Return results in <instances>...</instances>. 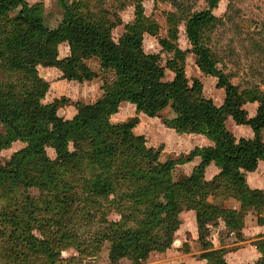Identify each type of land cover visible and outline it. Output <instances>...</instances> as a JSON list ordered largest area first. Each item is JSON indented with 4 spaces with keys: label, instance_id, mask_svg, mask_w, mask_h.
<instances>
[{
    "label": "trees",
    "instance_id": "obj_1",
    "mask_svg": "<svg viewBox=\"0 0 264 264\" xmlns=\"http://www.w3.org/2000/svg\"><path fill=\"white\" fill-rule=\"evenodd\" d=\"M56 1L63 10L62 18L50 28L44 22L42 2L0 0V151L15 141L23 143L5 162L0 161V200L8 201L0 202V264L63 263L61 244L69 243L64 224L68 228L72 222L71 208L78 211L71 200L77 194L94 202L98 196L116 197L114 207L122 223L112 224L108 236L112 263L129 257L138 264L151 250L166 249L181 222L180 212L188 209L195 211L202 247L211 220L221 219L241 240L244 215L208 198L229 196L241 208L264 207V192L250 188L245 180V172L253 170L258 160L264 161V91L256 84L240 90L217 67L218 59L208 41L221 21L213 13L219 0H202L207 6L200 10H192L188 0H161L175 7L166 12V36L158 40L172 51L165 65L157 53L143 50V34L157 35L159 30L158 23L144 14L143 0H135L134 19L124 24L117 41L111 35L114 23L109 11L101 4ZM182 22L190 44L186 49L176 42ZM62 42L68 44L69 54L59 57ZM187 52L195 54L202 73L216 77V86L225 92L222 104L202 95L199 79L188 83L184 69ZM90 58L98 60L100 72L112 73L110 81L101 84L102 93L94 102L77 101L76 112L69 118L58 114L61 100L42 102L49 83L39 75L37 63L46 61L63 78L83 82L98 76L86 63ZM165 68L173 73L172 79H164ZM125 101L150 117L159 116L169 106L173 115L163 119L167 127L178 133L203 134L213 144L162 161L161 147L147 146L143 135L133 133L136 118L110 121ZM247 102H257L253 116L243 107ZM227 116L236 124L248 125L253 136L236 139L225 126ZM195 156L200 160L194 170L174 179L175 167ZM83 161L94 167L86 179L79 170ZM210 162L219 171L207 180L204 171ZM66 172L81 182L76 185L66 178ZM20 187L35 188L39 195H29L18 205L12 202L11 193ZM63 215L68 216L65 222ZM42 219L51 223L50 228L57 224L60 229L49 231ZM255 245L262 255L254 264H264V241L257 240ZM225 252V248L210 249L200 256L207 264H227Z\"/></svg>",
    "mask_w": 264,
    "mask_h": 264
},
{
    "label": "rangeland",
    "instance_id": "obj_2",
    "mask_svg": "<svg viewBox=\"0 0 264 264\" xmlns=\"http://www.w3.org/2000/svg\"><path fill=\"white\" fill-rule=\"evenodd\" d=\"M26 1L29 4L35 2L43 3L44 22L50 28L56 27L60 22L63 10L56 0ZM188 1L193 4L192 10H200L207 6L202 0ZM89 2L91 5L95 3L101 4L103 8L109 11V17L114 23L111 28V35L115 41L124 32V24L134 19L135 0H89ZM142 4L144 14L155 20L159 25L157 35L143 34V50L147 53H157L159 62L165 65L166 60L171 57L172 51L168 46H161L158 40L166 36L168 27L166 12L175 10V7L170 1L161 0H143ZM213 13L221 18V21L209 33L208 41V45L212 48L218 59L217 67L221 68L223 72L228 73L231 82L239 85L240 90L250 88L253 84H256L264 91V0H219L217 6L213 8ZM117 17L120 22L117 20ZM176 42L181 49L190 47L184 32L183 22L178 26V38ZM58 52L59 57L68 55V44L65 42L60 43L58 45ZM195 59L196 56L194 53H186L184 69L188 83L192 84L194 78L199 79L202 85V95L211 98L216 105L222 104L225 96L224 89L216 86L215 76L207 75L199 70ZM86 63L98 73V76L83 82L63 78L61 71L46 61L37 63L36 66L39 75L49 83V88L42 102L47 103L55 99L61 100V106L57 111L59 115L66 118L73 116L76 112L74 104L77 101L83 103L94 102L102 93L101 84L105 80L110 81L112 73L100 72L99 63L96 58L87 59ZM172 77L173 73L168 68H165L164 79H172ZM243 107L247 110L248 116H253L256 113L257 102H247ZM172 115L171 108L167 106L161 110L159 116L150 117L142 111H137L134 104L125 101L119 106L117 112L110 116V121L116 123L136 118V123L132 128L133 133L143 135L147 146L155 148L161 147L159 159L164 161L167 159H177L181 154L189 152L194 146L196 147L199 144L197 141L200 139L198 138L199 135L196 136L197 133H178L167 127L163 123V119L165 117H171ZM225 126L234 134L236 139L241 136L245 137L248 133H251L250 130H246L248 125H244L246 127L244 128L241 124H236L230 116H227ZM261 133L264 138V128ZM205 139L208 138L205 136ZM209 141L212 140L209 139ZM22 146L23 143L15 141L10 147L2 149L0 151V161L5 162L14 151ZM48 151L50 156L53 157V151L50 149ZM179 165L173 171L174 179H179L189 169V166ZM79 170L83 173L82 178L86 179L93 173L94 167L88 165L86 161H83L80 162ZM64 175L67 176V179L74 181L76 185H78L76 181L81 182L82 180L79 177L72 178L69 172H66ZM118 183L120 184V182ZM16 190L11 195L13 196L12 202H18V205L23 204V202L25 203L29 195H39L38 190L35 188L24 189V187H20ZM223 191L225 190L223 189ZM213 196V203H226L224 207L230 208V205L227 204L232 203L230 199L232 197L222 196V199L220 196ZM115 199L116 197L113 195L107 197L98 196L94 202L91 201L92 198L90 197H81L78 194L71 196L74 204L75 202L77 203L75 205L78 207V211L75 208H71L74 214L72 222H70L71 224L68 228L64 224V228L69 235L66 241H69V243L66 244L63 242L61 244L64 245L61 250V256L64 261L61 264H134L133 260L129 257H122L116 263H112L109 258L112 241H110L108 236L112 235V224L122 223L121 215L114 207ZM0 202L8 203V201L4 202L2 198ZM240 212L244 215V219L245 217L248 218L249 223L247 225H251L253 231L257 230L256 225L259 224L258 222H263L260 219L264 220V207L258 209L246 206L241 208ZM67 217L63 215L64 222ZM219 220L221 219H217L216 222ZM42 223L47 226L49 231L51 229L55 231L60 229L57 224L52 225L50 228L48 224L51 223L44 219H42ZM69 231H72L73 234ZM261 231H264V228ZM177 237L178 234L174 232L170 246L164 250H151L147 257L140 260L138 264H176L181 262L179 261L180 254L182 252L185 253L186 248L188 252L190 249L186 241L181 246L176 247L173 242ZM257 237L261 238L257 239ZM226 238L229 242L237 241L234 234L227 233L224 239ZM250 238H254L252 242L257 240L264 241V232L255 234L254 236L250 235ZM196 246L197 249L206 248L205 246L202 247L200 242ZM190 256L198 257V254H191Z\"/></svg>",
    "mask_w": 264,
    "mask_h": 264
},
{
    "label": "crops",
    "instance_id": "obj_3",
    "mask_svg": "<svg viewBox=\"0 0 264 264\" xmlns=\"http://www.w3.org/2000/svg\"><path fill=\"white\" fill-rule=\"evenodd\" d=\"M242 127H244V125H242ZM246 130H250L251 133H248V135L245 137H252L253 132L251 128L248 126ZM196 136L200 138L197 141L199 144L196 146L201 147V146H209L213 144L212 141H209V138L205 139V135L203 134H197ZM199 160L200 157L195 156L192 160L182 163L179 166L181 165L189 166L188 169L189 172L184 170L185 171L184 173L190 174L194 170L195 166L199 163ZM218 171H219V167H217L213 162H210L205 167L204 178L207 180L211 179L216 173H218ZM245 180L250 188L260 189L264 192V161L263 160H258L257 165L253 171L245 172ZM213 198L214 196L210 195L208 200L210 202H213ZM230 199L232 203L227 205H230V208L239 211L241 209L240 202L234 198H230ZM217 203L221 204L222 206H226L225 205L226 203H222V202H217ZM179 216L181 222L177 230L175 231L176 234H178V237L175 239L173 243L176 247H179L182 245L183 242L185 241L188 242L190 250L189 252H185V253L182 252L180 254V260H179L181 262H184L185 264H207L206 259L202 258L200 256V253L204 250L217 249V248L226 249L224 258L227 264H245V263L254 264V262L262 255L259 249H257L255 245V241L252 242V240L256 237L250 238V235L254 236L255 234L264 232L261 231L262 228H264L263 223L258 222L259 224L256 225L257 230L253 231V229H251L253 227H251V225L249 226L247 225L249 223V220L247 217H245L244 219L245 223L241 229L242 239L237 240L236 242H229L227 241V238L226 239L224 238L227 235V233L229 234H233V233L232 231L229 230V228L226 227L225 223L222 220H219L218 222L209 221L208 229L206 231V244H205L206 248L197 249L196 245L200 241L198 238V227L196 222L195 211L193 209L183 210L180 212ZM258 238L259 237H257V239ZM231 246H236V247H231ZM191 254H195V255L198 254V257L190 256Z\"/></svg>",
    "mask_w": 264,
    "mask_h": 264
}]
</instances>
